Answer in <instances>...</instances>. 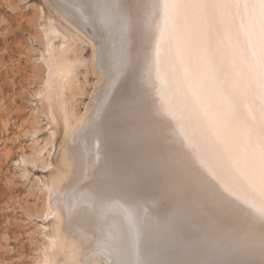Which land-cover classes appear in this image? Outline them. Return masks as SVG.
<instances>
[{
    "label": "snow or ice",
    "instance_id": "6c2138e0",
    "mask_svg": "<svg viewBox=\"0 0 264 264\" xmlns=\"http://www.w3.org/2000/svg\"><path fill=\"white\" fill-rule=\"evenodd\" d=\"M57 8L97 33L105 101L86 131L115 132L146 156L135 183L89 162L90 191L74 198L67 220L99 207L100 222L80 246L95 245L102 264H264V0ZM148 190L168 209L155 222L138 211Z\"/></svg>",
    "mask_w": 264,
    "mask_h": 264
},
{
    "label": "bare ground",
    "instance_id": "6f19581e",
    "mask_svg": "<svg viewBox=\"0 0 264 264\" xmlns=\"http://www.w3.org/2000/svg\"><path fill=\"white\" fill-rule=\"evenodd\" d=\"M50 2L55 7L54 11L56 9V13H59L61 19L66 21L74 31L70 36L61 33L51 19L47 27H41L44 35L43 50H40L38 58L40 64L35 66L42 71V84L34 90L36 107L38 103L40 107H35L32 111L34 116L31 120L34 124L27 121L28 129L24 133L32 137L30 153L27 154L22 149L18 160L22 164H35L40 160L43 168H51L48 176L37 177L41 215L44 216L45 223L36 226L37 235L41 238L38 242V254L31 264H80L81 261L102 264L106 256L96 254L95 245L91 248H83L79 244L80 234L85 229L93 227L94 223L100 222L98 220L99 207L96 208L93 218L81 219L74 213L71 227L67 220V208L75 203L74 198L81 191H90L89 177L93 169L88 166L89 162L97 169L104 165L118 168L135 183L145 168L146 156L142 150L118 140L115 132L101 129L94 138L86 131L90 121H97V113L101 111V106L105 101L106 81L103 75H99L101 72L97 66V33L90 25H85L82 21L74 22L70 8H57V4L64 5L66 0H50ZM36 11L38 15L43 14L42 10ZM77 40L91 43L92 62L98 69L99 74H97L101 76L97 77L98 80L101 78V81L99 80L101 85L98 92L96 91L97 94L95 92L96 96L92 97L93 103L90 104V102V106L86 107V111L84 109L85 112L82 113L75 110L74 104L72 106L64 94L66 87L74 89V70L80 61L78 52L83 49L76 43ZM39 114L43 115L44 119H40ZM43 120L48 131L46 137L40 140V123ZM59 121L65 130V142H63L64 147L61 146L63 147L59 158L61 168L58 169L51 162V155ZM57 193L60 194L59 197ZM138 211L141 215L146 214L155 222L165 217L168 209L166 205L155 203L152 192L148 190L141 194ZM108 223H122V217L110 216ZM184 227H190V224L185 223Z\"/></svg>",
    "mask_w": 264,
    "mask_h": 264
},
{
    "label": "rangeland",
    "instance_id": "374dc122",
    "mask_svg": "<svg viewBox=\"0 0 264 264\" xmlns=\"http://www.w3.org/2000/svg\"><path fill=\"white\" fill-rule=\"evenodd\" d=\"M54 8L50 0H0V264H31L41 238L36 226L45 223L37 177L48 176L51 168H43L40 160L35 164H22L18 160L22 149L30 153L32 137L24 133L27 121L33 123L34 90L42 84V71L35 66L40 64L38 58L43 50L41 27H47L51 19L61 33L70 36L74 31ZM36 10L43 11L41 17ZM80 41L76 43L83 49L78 52L74 89L66 87L64 94L75 110L82 113L93 103L92 97L101 85V78L99 81L97 77L102 74L93 65L91 43ZM39 118L44 116L39 114ZM40 127L42 140L48 131L44 120ZM63 130L59 121L51 155V162L58 169L65 142Z\"/></svg>",
    "mask_w": 264,
    "mask_h": 264
}]
</instances>
